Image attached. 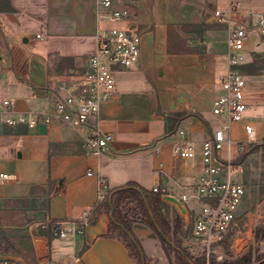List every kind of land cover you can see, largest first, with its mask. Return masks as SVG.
Wrapping results in <instances>:
<instances>
[{"label": "crops", "instance_id": "0c3cea01", "mask_svg": "<svg viewBox=\"0 0 264 264\" xmlns=\"http://www.w3.org/2000/svg\"><path fill=\"white\" fill-rule=\"evenodd\" d=\"M218 1L118 4L129 9L130 26L141 35L140 54L131 66L118 67L115 93L91 118L112 134L104 153L87 150L80 135L63 122L31 127L0 123V171L16 174L15 181L0 183V209L22 208L32 220L22 233L31 236L34 262L136 264L126 244L107 235L108 212L82 229L78 226L104 198L99 193L105 196L134 181L146 190L163 188L161 197L178 196L202 173L200 140L209 123L217 120L209 100L222 92L219 77L228 69L226 31L211 16ZM109 26L97 17V0H0V100L13 98L14 108L23 112L46 109L57 84L82 70L86 57L96 50V33ZM253 48L264 49V37L250 38L243 49L244 63L252 61ZM49 53L57 59L49 60ZM244 74L248 116L261 136L264 74ZM182 135L196 141L192 158L172 156V142ZM155 143L160 144L158 154L152 151ZM90 170L94 174H88ZM99 177L105 185H99ZM43 197L45 211L34 219L28 203ZM41 219L75 229L49 238L33 226L41 225ZM4 253L9 252L0 255Z\"/></svg>", "mask_w": 264, "mask_h": 264}, {"label": "built area", "instance_id": "2783aa9c", "mask_svg": "<svg viewBox=\"0 0 264 264\" xmlns=\"http://www.w3.org/2000/svg\"><path fill=\"white\" fill-rule=\"evenodd\" d=\"M122 1L97 0V17L119 25L96 33V50L86 57L80 72L57 84L49 106L44 110L18 111L14 108V99L5 97L0 100V123H24L31 127L38 122L48 125L63 122L80 135L87 150L97 155L104 153L112 134L93 123L91 118L97 114L100 104L115 93L118 67L131 66L140 54L141 35L130 26L129 9L118 5ZM211 16L226 31L228 69L219 77L222 92L213 98L210 108L217 122L209 123V129L200 140L202 173L194 177L188 191L176 196L189 213L186 223H191L192 249L203 255L205 264L211 259L225 257V234L237 225V212L246 192L238 176L242 169L238 158L252 143L264 140V134H257L248 116L247 78L239 69L245 60L243 49L250 38L254 35L264 37V9L247 0H223L211 11ZM239 122L240 127L236 126ZM195 144V139L180 136L172 142V156L192 158ZM152 151L158 154L160 144L155 143ZM158 170L163 168L160 166ZM87 173L94 174L92 170ZM15 180V173L0 171V183ZM98 182L105 185L101 177ZM152 190L165 192L157 185ZM98 196L104 197V194ZM78 224L82 229L88 224L87 218L83 217ZM74 229V226L61 227L59 221L55 235L64 236ZM238 238L235 236L231 243L235 250L234 242Z\"/></svg>", "mask_w": 264, "mask_h": 264}, {"label": "rangeland", "instance_id": "374dc122", "mask_svg": "<svg viewBox=\"0 0 264 264\" xmlns=\"http://www.w3.org/2000/svg\"><path fill=\"white\" fill-rule=\"evenodd\" d=\"M249 2L255 7L264 9V0H249ZM217 4L220 5L221 0H219ZM108 23L110 24L109 27L119 25L117 22L112 21H108ZM198 28L199 26L191 30H198ZM186 29L190 30L189 27H186ZM250 57L251 60L254 61L253 67H256V71L253 75L264 74V49H250ZM244 62L245 60L242 63ZM239 69L242 71V66H239ZM209 103V108H211L212 100H209ZM212 122L216 123L217 121L213 120ZM259 142H264V140ZM238 161H240L242 168L238 176L244 183L246 192L237 212V225L232 231L225 234L223 240L225 257L221 260L211 259L210 262L217 261L223 262V264H264V236L262 235L264 230V145H259L257 148L250 149L244 156L241 154ZM165 202L166 203L162 205V212L170 224L168 234H165L158 227L153 217L152 220L155 227L145 219L142 213L138 214L140 219L132 221L131 227L134 226L132 229L135 230L142 250V254L139 256L136 253L137 251L131 247L135 261H139L141 264H177L174 249L171 247L175 239L174 230H176L175 232L180 238L182 247H185L193 257L203 258L201 253L192 249L190 243L191 223H189V221H187V223L184 221V217L180 215L179 210L172 202L169 200H165ZM28 205L29 207L27 210L29 216L38 219L45 211L47 198L43 197L37 202L28 203ZM193 205L197 208L196 203ZM177 215L181 218L180 225L174 229V226H176L178 222ZM187 216L188 220V212ZM33 226L41 228L40 223L37 222H35ZM159 233L165 237V240H162ZM9 234L14 236L15 232H10ZM235 236L239 237L234 242V247H236L237 250L231 248V243ZM243 242L246 243L243 244ZM0 263L29 264L24 257L18 255L17 243L9 253L0 255Z\"/></svg>", "mask_w": 264, "mask_h": 264}, {"label": "trees", "instance_id": "16d2710c", "mask_svg": "<svg viewBox=\"0 0 264 264\" xmlns=\"http://www.w3.org/2000/svg\"><path fill=\"white\" fill-rule=\"evenodd\" d=\"M53 57L57 59L56 54L49 53L48 59L52 60ZM240 66H242V71L246 74H253L256 71V67H253L254 61L241 64ZM259 145H264V142L252 143L249 149L243 152L242 156H244L247 151H250V149L257 148ZM37 186L41 187L40 185ZM161 194V191L146 190L141 188L136 182L129 181L124 186L111 189L102 200L97 201L90 208L86 216L87 222L92 223L99 213L108 212L110 214V221L107 235L121 239L128 247L129 253L133 258L134 255L131 247H133L140 256L142 254L141 244L131 227L132 221L140 219L139 213H142L145 219L155 227L152 220L153 217L158 227L165 234H168L170 229L169 221L162 212V205L166 202L162 199ZM130 201L133 202V205L127 206V202ZM177 217L178 222L176 226H174V229L180 225L181 218L179 215H177ZM31 222L32 220L24 214L22 208L0 209V253L11 251L13 246L17 243L18 255L24 257L29 264H37L33 261L34 249L31 236L30 234L22 233L23 228ZM41 225V229L47 232L50 238L55 236V231L59 227V221L55 219H41ZM175 231L176 230L173 231L175 239L171 247L174 249L177 264H204L205 261L203 258L193 257L185 247H182L180 238ZM10 232H15V235H10ZM159 234L162 240H165V237L161 233ZM262 235L264 236V230ZM136 264H141V262L136 261ZM209 264H223V262L211 261Z\"/></svg>", "mask_w": 264, "mask_h": 264}, {"label": "water", "instance_id": "95a60500", "mask_svg": "<svg viewBox=\"0 0 264 264\" xmlns=\"http://www.w3.org/2000/svg\"><path fill=\"white\" fill-rule=\"evenodd\" d=\"M162 198L165 199V200H169L170 202H172L177 207V209L179 210V212L182 215H184L186 217V219H187V209H186L185 205L182 204L176 196H174L172 194H164L162 196Z\"/></svg>", "mask_w": 264, "mask_h": 264}]
</instances>
